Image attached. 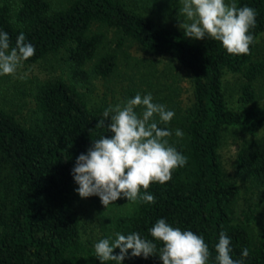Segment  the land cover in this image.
Returning <instances> with one entry per match:
<instances>
[{"label":"trees","instance_id":"obj_1","mask_svg":"<svg viewBox=\"0 0 264 264\" xmlns=\"http://www.w3.org/2000/svg\"><path fill=\"white\" fill-rule=\"evenodd\" d=\"M235 2L257 13L249 55H231L209 37H186L178 26L181 0H0V31L9 34L10 47L23 33L36 49L23 63L44 65L45 72L29 91L13 95L19 105L0 103V264H101L94 245L117 232H137L159 249L149 229L161 218L202 236L207 264H218L221 231L233 260L264 264V136L241 139L230 169L221 153L225 132L263 121L260 111L232 108L227 100L226 77L241 80L236 101L245 107L256 103L264 76V58L256 54L264 0ZM97 81L103 88H95ZM149 93L175 113L158 126L172 132L169 144L187 163L165 184L150 185L155 203L121 197L106 209L99 196L89 197L95 209L89 223L75 203L76 159L94 139L112 135L110 118L96 128L105 110ZM123 264L162 261L131 257L129 250Z\"/></svg>","mask_w":264,"mask_h":264},{"label":"clouds","instance_id":"obj_2","mask_svg":"<svg viewBox=\"0 0 264 264\" xmlns=\"http://www.w3.org/2000/svg\"><path fill=\"white\" fill-rule=\"evenodd\" d=\"M178 26L186 37L203 40L209 37L220 42L231 55H249L250 45L256 42L250 29L256 25V10L244 6L237 7L235 0H181ZM35 47L26 42L23 33L18 36L15 46L10 47L7 32L0 31V76L16 75L23 62L35 54ZM21 76V79L26 78ZM137 107L143 111L138 113ZM110 113H114L110 116ZM175 113L166 106L153 102L149 93L135 95L125 104L109 107L99 119L96 128H104L110 118L107 130L110 137L101 136L92 142L87 153H81L72 170L76 192L81 198L99 196L107 209L121 197L129 202L155 203V197L147 193L153 182L165 184L172 178L174 169L183 167L187 157L169 144L170 130L159 124H168ZM158 117V120H157ZM177 137L184 133L177 129ZM141 189L145 192L142 195ZM155 241L162 242L157 247L153 240L142 238L137 232L128 235L115 233V239L105 238L94 245L95 257L101 264H123L125 258L159 256L162 264H207L210 258L208 245L202 236L192 231H182L169 225L161 218L149 229ZM231 240L221 231L215 245L218 264H243L233 260ZM115 249L119 254L114 255ZM242 257H249V249H242Z\"/></svg>","mask_w":264,"mask_h":264},{"label":"rangeland","instance_id":"obj_3","mask_svg":"<svg viewBox=\"0 0 264 264\" xmlns=\"http://www.w3.org/2000/svg\"><path fill=\"white\" fill-rule=\"evenodd\" d=\"M229 0H226V3ZM166 19H170L171 16H166ZM178 27V26H177ZM182 32L184 30L182 29ZM257 56H261L264 58V34L260 36L257 42ZM133 55L136 52H131ZM49 66V65H48ZM44 65H27L23 63V66L18 69L16 75H3L0 76V103L2 105H11V103L15 104L14 107L19 105V100L17 103L15 100L12 101L13 95L15 96L16 92L19 89H25L29 91L26 86L31 85V80L35 79L37 75H43L45 72L43 71ZM26 78L21 79V76H25ZM38 77V76H37ZM241 80L234 77L228 76L225 80V87L227 93V100L228 104L232 108H253L260 111V117H262L263 121L257 127H249L247 125H239L234 129H229L231 132L227 131L224 134L221 153L223 155V160L225 165L228 169H230L231 164L233 162V158L235 156V151L241 139L243 138H250L255 136H264V76L261 77L257 82V89H258V98L255 104L243 106L236 101L238 90L240 87ZM104 82L97 81L95 84V88L97 90L103 88ZM116 96H120V93L117 91ZM25 100H29V95L23 97ZM13 107V106H12ZM27 109L23 108L22 113H26ZM79 186H77L78 188ZM76 188V189H77ZM76 207L79 210V214L81 215L82 219L87 220L89 223L91 222V213H94L95 209L91 206V201L89 198H81L79 194L76 192ZM90 217V218H89ZM89 226L91 224H88Z\"/></svg>","mask_w":264,"mask_h":264}]
</instances>
